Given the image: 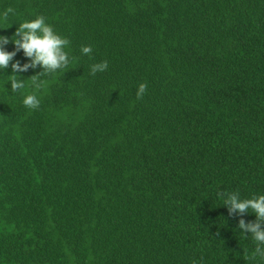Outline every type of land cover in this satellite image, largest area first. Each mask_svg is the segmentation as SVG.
<instances>
[{"label":"trees","instance_id":"trees-1","mask_svg":"<svg viewBox=\"0 0 264 264\" xmlns=\"http://www.w3.org/2000/svg\"><path fill=\"white\" fill-rule=\"evenodd\" d=\"M9 7L0 35L43 15L71 63L34 110L30 81L11 93L0 76V264H264L237 228L254 214L219 197L264 194V0Z\"/></svg>","mask_w":264,"mask_h":264},{"label":"clouds","instance_id":"clouds-1","mask_svg":"<svg viewBox=\"0 0 264 264\" xmlns=\"http://www.w3.org/2000/svg\"><path fill=\"white\" fill-rule=\"evenodd\" d=\"M17 15L14 8H7L0 13V22L8 21L10 17ZM17 24L14 34L11 37L0 35V76L3 71L11 66V74L6 77L5 84L10 87L6 90L16 93L25 88V82L30 81L33 89L32 93L26 94L23 98V104L28 109H37L40 100L35 94L45 84L41 78L60 70L67 69L71 60L66 51L70 41L58 34L51 24L46 22V17L38 15L33 19L23 20ZM10 24V25H11ZM9 27V26H8ZM3 27L0 29H6ZM11 43L14 46L12 51H7L5 46ZM93 49L90 45L82 46L80 52L88 56ZM18 52H22L26 62L21 63L14 60ZM108 62L101 61L90 67V75L103 72L107 69ZM40 71L30 78L23 79L18 74L27 72L29 69ZM147 89V85L141 83L137 89V98H142ZM222 206L226 207L229 215L236 214L243 216L245 214H254L255 220L246 222L244 219L238 221L237 228L240 235L254 242L253 255L264 258V194H259L251 198L242 199L238 192L220 193ZM249 235H245V234Z\"/></svg>","mask_w":264,"mask_h":264}]
</instances>
